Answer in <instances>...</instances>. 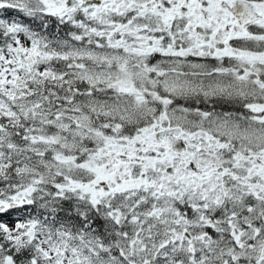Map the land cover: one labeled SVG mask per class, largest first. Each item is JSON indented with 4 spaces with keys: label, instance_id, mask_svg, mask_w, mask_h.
Instances as JSON below:
<instances>
[{
    "label": "snow or ice",
    "instance_id": "1",
    "mask_svg": "<svg viewBox=\"0 0 264 264\" xmlns=\"http://www.w3.org/2000/svg\"><path fill=\"white\" fill-rule=\"evenodd\" d=\"M0 264H264V0H0Z\"/></svg>",
    "mask_w": 264,
    "mask_h": 264
}]
</instances>
